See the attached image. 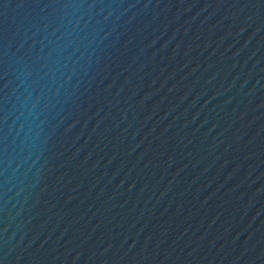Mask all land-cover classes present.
Here are the masks:
<instances>
[{"label":"water","instance_id":"95a60500","mask_svg":"<svg viewBox=\"0 0 264 264\" xmlns=\"http://www.w3.org/2000/svg\"><path fill=\"white\" fill-rule=\"evenodd\" d=\"M0 264H264V0H0Z\"/></svg>","mask_w":264,"mask_h":264}]
</instances>
